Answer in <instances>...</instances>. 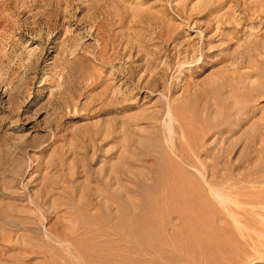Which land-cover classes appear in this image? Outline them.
I'll list each match as a JSON object with an SVG mask.
<instances>
[{"label":"rangeland","instance_id":"374dc122","mask_svg":"<svg viewBox=\"0 0 264 264\" xmlns=\"http://www.w3.org/2000/svg\"><path fill=\"white\" fill-rule=\"evenodd\" d=\"M263 237L264 0H0V264H264Z\"/></svg>","mask_w":264,"mask_h":264},{"label":"bare ground","instance_id":"6f19581e","mask_svg":"<svg viewBox=\"0 0 264 264\" xmlns=\"http://www.w3.org/2000/svg\"><path fill=\"white\" fill-rule=\"evenodd\" d=\"M155 140H156V139H155ZM168 142H169V141H168ZM156 144H157V143L155 142L154 145H156ZM170 145H171V144H170ZM156 146H157V145H156ZM171 146L173 147V145H171ZM163 148H164V147H163ZM170 148H171V147H170ZM170 148H169V149H170ZM164 149H165V148H164ZM164 149H163V150H164ZM173 150H174L173 152H175V149H173ZM164 151H165V150H164ZM169 151H171V150H169ZM164 153H165V152H164ZM166 154H167V153H166ZM172 154H173V153H172ZM163 155L165 156V154H163ZM160 156H161V155H160ZM166 156L169 157L168 154H167ZM166 156H165V157H166ZM167 157H166L165 160H168ZM173 157H174V156H173ZM175 157H176V156H175ZM163 159H164V158H163ZM169 159L171 160L170 157H169ZM165 160H163V161H165ZM168 161H169V160H168ZM173 161H174V160H173ZM173 161L171 162V167H172V168L169 167V169L171 168V170H170L171 172H170V173H172V170H173L174 173H175V172H178V173H180L181 175H182V174H183V175H185V174H190V173L185 172V169H184V170L182 169L181 164L183 163V162H182L183 160H180V159H178V157H177V158L175 159V161H174V162H173ZM159 162H160V161H159ZM165 162H166V161H165ZM169 162H170V161H169ZM156 163H157V162H156ZM156 163H155V164H156ZM160 163H161V162H160ZM166 163H167V164H166ZM166 163H164V166H165V164L168 165V162H166ZM159 165H160V164H159ZM161 165H162V164H161ZM153 166H154V165H153ZM157 167H159V166L157 165ZM140 170H141V169H140ZM150 170H151V169H150ZM153 170H157V168H155V169L153 168ZM162 170L166 172V171L168 170V167H167V170H166V168L162 166ZM162 170H159V171L157 170V172H159V173H158L159 175H158V177L154 176V177H155V178H154V181H155V182H156V178H158L157 180H159V177H160V179H162L161 176H162L163 174H165ZM151 172H152V171H151ZM197 172H198V171H197ZM136 173L139 174V171H137ZM142 173H143V172H142ZM149 173H150V172H149ZM168 173H169V172H168ZM170 173H169V174H170ZM174 173H173V175H176V174H174ZM156 174H157L156 171L153 172V175H156ZM160 174H161V175H160ZM199 174L201 175V173H199ZM136 175H137V174H136ZM170 175H172V174H170ZM173 175H172V176H173ZM147 176H149V175L147 174ZM151 176H152V175H151ZM172 176H171V177H172ZM140 177H142V174H141V176H140V174H139V178H140ZM152 177H153V176H152ZM152 177H151V178L146 177V179H147V180L151 179V180H149V181H150V182H151V181L153 182ZM171 177H170V179H171ZM178 177H180V176L178 175L177 178H176V177H175V178L172 177V179L175 180V179H178ZM184 177H185V176H184ZM186 177H187V178H186V183H188V186H187V185H184V186L189 187V186H191V184L193 183V182L191 181V180H193V178H192L191 176H189V175L186 176ZM190 177H191V178H190ZM201 177H202V176H201ZM133 178H134V176H133ZM137 178H138V177H137ZM137 178H135V179H137ZM139 178H138L137 180H138V182H139V181L141 182L142 180H140ZM143 178H145V174H144ZM180 178H183V177H180ZM202 178H203V177H202ZM141 179H142V178H141ZM167 179H168V178H167ZM184 179H185V178H184ZM163 180H164V177H163ZM163 180H161V181L163 182ZM180 180H181V182H183L182 179H180ZM220 180H221V179H220ZM232 180H234V179H232ZM238 180H239V179H238ZM134 181H135V180H134ZM144 181H145V180L143 179V182H144ZM159 181H160V180H159ZM159 181L156 182V184L159 183ZM164 181H165V180H164ZM166 181H167V180H166ZM221 181H222V180H221ZM143 182H142V183H143ZM162 182H161V183H162ZM196 182H197V181H196ZM231 182H232V181H231ZM234 182H237V181H234ZM238 182L240 183V181H238ZM186 183H185V184H186ZM140 184H141V183H138L137 185L141 186ZM151 184H154V186L156 185L155 183H151ZM159 184H160V183H159ZM180 184H181V188H184V189H185V187H182L183 184H182V183H180ZM195 184H196V183H195ZM195 184H194V185H195ZM198 184H199V183L197 182V184H196V186H195V187L197 188V191H196V190H195V191H194V190L191 191L192 188H193V185L191 186V188L189 187V190L191 189L190 191L193 192V193L196 192L195 194L198 195V199H199L200 202H199V201H196V200H198L197 198H196V200H194V199H195L194 196H193V197H189V198H192V199L194 200V202H193V200H191V201H192V204H193V203H194V204L196 203V204L198 205V207L203 206V204H204V205H205V204L208 205V203H207V198L205 197V194H204V191H205V190H204L203 187H200V184H199V185H198ZM212 184H213V183H212ZM236 184H237V183H236ZM218 185L221 186V183L219 182L218 184H215V185H211V184L209 183V184L206 185V187H207L208 191H210V193H213L212 196H214L215 201H217V202H218V201H219V202H222V201H224L225 199H224L223 197H221V196L218 194L219 192H217V193L213 192V187H212V186H218ZM139 186H138V188L141 189V187H139ZM145 186H146V185H145ZM145 186H142V189H141L142 191H143V189H144L143 187H145ZM154 186H153L152 188H154ZM156 186H158V185H156ZM224 187H225V186H224ZM147 188L152 189L150 186H149V187L147 186ZM187 189H188V188H187ZM193 189H194V188H193ZM240 189H241V188H240ZM147 190H148V189H147ZM147 190H145V191H147ZM154 190H155V188H154ZM180 190H181V189H180ZM180 190H179V192H180ZM182 190H183V189H182ZM182 190H181V191H182ZM189 190H188V192H190ZM148 191L150 192V190H148ZM148 191H147V192H148ZM183 191L185 192V190H183ZM179 192H178V193H179ZM184 192L179 193L180 195L183 193V195H181L182 198L185 197V196H187L186 192H185V193H184ZM151 193L153 194L154 192L152 191ZM175 193H176V192H175ZM237 193H238V196H241V193H240V192H237ZM179 194L177 195L178 198H176V199H178V201H179V199H180V198H179ZM184 194H185V195H184ZM190 194H192V193H190ZM195 194H194V195H195ZM192 195H193V194H192ZM173 196L175 197L174 193H173L172 197H173ZM189 196H190V195H189ZM169 197H170V196H169ZM174 197H173V198H174ZM196 197H197V196H196ZM162 198H163V197H162ZM165 199H166V198H164V202H165ZM171 199H172V198H171ZM176 199H175L174 201H172L173 204L177 201ZM185 199L187 200L188 197L185 198ZM144 200H146V199H144ZM149 200H150V199H147V201H149ZM158 200H159V199H158ZM172 200H173V199H172ZM181 200H182V199H181ZM237 200H239V199H237ZM147 201H146V202H147ZM168 201H169V200H168ZM191 201H189L190 204H191ZM146 202H145V204L147 205L146 207H148V204H149L150 202H149L148 204H147ZM157 202H158V201H157ZM170 202H171V200H170ZM179 202L182 203L183 201H179ZM187 202H188V201H187ZM159 203H160V201H159ZM162 203H163V202H162ZM167 203L169 204V206L171 205L169 202H167ZM181 203H179V204H181ZM235 203H236V202H235ZM122 204H123V203H122ZM122 204H120V205H122ZM130 204H131V203H130ZM154 204H155V203H154ZM177 204H178V202H177ZM194 204H193V207H194L193 210H194V209H197V208H196L197 205L195 204V206H196V207H195ZM212 204H213V203H212ZM236 204H237V203H236ZM239 204H240V202H239L237 205H239ZM242 204H243V203H242ZM125 205H126V204H125ZM163 205H165V204H163ZM174 205H176V204H174ZM186 205H187V204H186ZM126 206H127V205H126ZM128 206H130L131 210L133 209L131 205H128ZM169 206H167V207H169ZM171 206H172V205H171ZM176 206H177V205H176ZM176 206H174V207H176ZM178 206H179V207L181 206V208H182V204H181V205H178ZM247 206H248V205H247ZM119 207H120V206H119ZM146 207H145V208H146ZM155 207H156V206H155ZM161 207H163V206H160V207L158 206V209L161 208ZM164 207H165V206H164ZM164 207H163V208H164ZM172 207H173V206H172ZM179 207H178L177 209L180 210ZM188 207H189V205H188ZM130 208H126L125 206L122 205V208L120 207V208L118 209V210H119V214H118L119 216H118V218L116 219V221H115V218H114V221L116 222L115 227L113 226V227L115 228V231H117V234H118L119 232H121L122 237L125 239V241H128V243H129V242L137 243L138 246H139V243H140V245H141V244H144V245H145V244H146V245H149V244H150L151 246L149 245V247H152L153 243L156 242L157 240H159V238H158L157 240H154L153 243H152V242H150V243L147 242V241L149 240V239H147V236H149V235H150V236H153V235H151V234L147 235V232H145V230H146L145 227L148 226V225H149L148 227H150L151 224H150V223H149V224L147 223L148 225L146 224V226H145L144 224H142L143 219H144V216H143L142 220L140 219L142 222L136 220L138 217H137L136 219H133L134 217L129 216L130 214H127V213H130V212H128V209L130 210ZM190 208H191V210H192V207H191V206H190ZM256 209H257V208H256ZM258 209H259V208H258ZM161 210H162V209H161ZM163 210H164V209H163ZM173 210H174V209H173ZM175 210H176V209H175ZM175 210H174V211H175ZM191 210H189L188 213H190V214H194L198 209H197V210H194V213H193ZM202 210H203V209H202ZM219 210H220V209H219ZM169 211H170V209H169ZM169 211H168V212H169ZM174 211H173V212H174ZM211 211H212L213 213L215 212V210H214L213 208H212ZM230 211H231V210H230ZM169 213L171 214V212H169ZM169 213H168V214H169ZM175 213H176V212H175ZM186 213H187V212H185V213H183V214L186 215ZM213 213L211 214L212 217L214 216ZM139 214H140V213H139ZM176 214H177V213H176ZM214 214H215V213H214ZM108 215H109V214H108ZM108 215H107V216H108ZM142 215H143V214H142ZM138 216H139V215H138ZM178 216H181V215H178ZM189 216H192V215H189ZM207 216H208V214L206 215L204 212H201V210H200V212L198 211V212H196V213L194 214V218H193V216H192V218H193L195 221H193V219H192L191 217H190L189 219L192 220V222H193L194 224H195V223H196V224L198 223V224H197V225H198L197 227H199V226L201 225V224H199L200 222L203 223V222H205V221H208V220L206 219ZM110 217H111V215H110ZM110 217L108 216V219H109ZM130 217H132V218H130ZM140 217H142V216H140ZM209 217H210V216H209ZM212 217H210V218H212ZM105 218H106V216H105ZM105 218H104V216H103V219H105ZM178 218H179V217H178ZM187 218H188V216H187ZM106 219H107V218H106ZM111 219H112V217H111ZM111 219H110V220H111ZM196 220H197V222H196ZM213 220H214V218H213ZM164 221H166V220L164 219ZM182 221H183V223L185 222V224H186V223L189 224V222L191 223V221H189V220H188L189 222L187 221V219H186V217H185L184 215H183L182 218H181V222H180L181 224H183ZM186 221H187V222H186ZM144 222H146V221H144ZM144 222H143V223H144ZM167 222H168V221H167ZM168 224H169V222H168ZM181 224H180V225H181ZM196 224H195V227H196ZM245 224H246V223H245ZM165 225H166V224H165ZM169 225H170V224H169ZM183 225H184V224H183ZM183 225H181V226L184 227ZM202 225H203V224H202ZM205 225H206V223H205ZM254 225H255V229H256V231H258L257 233H258V234H261V233L263 232L262 227H261L259 224H257V223L254 224ZM152 226H153V225H152ZM160 226H163V225H160ZM166 226L168 227V225H166ZM166 226H165V227H166ZM148 227H147V228H148ZM167 227H166L165 230H167ZM163 228H164V227H163ZM151 229H152V227H151ZM219 229H220V228H218V231H220ZM152 230H153V229H152ZM200 230H201V229H200ZM214 230H215V229H214ZM109 231H110V229H109ZM115 231H114V233H115ZM146 231H147V230H146ZM221 231L224 232L225 229L222 230V228H221ZM150 232H151V230H150ZM150 232H149V233H150ZM112 233H113V232H112ZM151 233H153V231H152ZM219 233H220V232H219ZM153 234H154V233H153ZM116 237H118V236H116ZM119 237H120V236H119ZM154 237H155V234H154ZM154 237H153V239H154ZM123 238H122V239H123ZM155 238H156V237H155ZM263 238H264V237H263ZM120 239H121V238H120ZM153 239H152V240H153ZM219 239H220V238H219ZM255 240H256V239H255ZM122 241H123V240H122ZM150 241H151V239H150ZM220 241H221V240H219V242H220ZM157 242H159V241H157ZM187 242H188V241H187ZM217 242H218V241H217ZM147 243H149V244H147ZM151 243H152V244H151ZM203 243H204V242H203ZM203 243H202V245H204ZM224 243H225V242H224ZM200 244H201V243H200ZM207 244H208V243H207ZM220 244L222 245V243H220ZM211 245H212V244H211ZM211 245H210V247H211ZM213 245H214V244H213ZM221 245H220V247H219V245L216 246V247H219V249H220V248H221ZM136 246H137V245H136ZM142 246H143V245H142ZM142 246H141V247H142ZM154 246H155V245H154ZM222 246H224V248H225V245H222ZM146 247H148V246H146ZM149 247H148L147 249H149ZM214 247H215V246H214ZM142 249H143V247H142ZM147 249H146V250H147ZM150 249H151V250H152V249L155 250L154 248H150ZM156 249H157V248H156ZM215 249H216V248H215ZM219 249H218V250H219ZM241 249H242V248H241ZM222 250H223V248H222ZM243 251H244V250H243ZM202 252H203V251H202ZM219 252H220V250H219ZM222 252H223V251H221V254H222ZM227 253H228V252H227ZM203 254H204V252H203ZM231 254H232V252H231ZM231 254H230V257H231ZM237 254H238V253H237ZM81 257H82V256H81ZM173 258H174V257H173ZM84 259H85V258H84ZM103 260H104V259H103ZM231 261H233V260H231ZM231 263H232V262H231ZM233 263H234V262H233Z\"/></svg>","mask_w":264,"mask_h":264}]
</instances>
